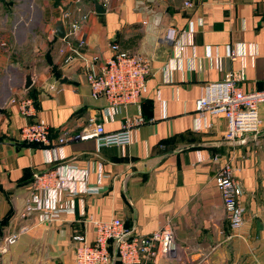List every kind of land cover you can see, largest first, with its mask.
Here are the masks:
<instances>
[{
    "label": "crops",
    "instance_id": "0c3cea01",
    "mask_svg": "<svg viewBox=\"0 0 264 264\" xmlns=\"http://www.w3.org/2000/svg\"><path fill=\"white\" fill-rule=\"evenodd\" d=\"M6 2L0 0V7ZM22 4L30 15L20 35L17 16L0 9V264H77L74 235L91 240L89 219L113 216L134 233L171 229L168 252H159L155 264H264V97L257 103L258 132L234 140L224 138L222 114L206 113L201 120L196 109L210 81L233 78L244 91L264 92V0H105L102 13L92 0ZM82 12L88 15L72 42L84 38L79 49L85 58L66 61L70 50L53 25L62 19L66 32ZM167 25L184 32L180 44L162 39ZM40 33L50 38L46 52L37 47ZM111 41L149 58L151 71L140 101L109 114L105 99L91 95L85 70L90 56L109 55ZM27 72L32 84L24 88ZM13 97L34 99L30 119L48 123L47 145L20 137L25 119ZM138 114L146 120L128 144L97 147L91 137L73 138L90 117L114 131ZM204 121L210 125L198 127ZM226 161L243 188L237 229L229 225L214 179ZM54 168L63 186L35 190V174ZM34 195L41 201L58 197L57 204L72 212L48 220L42 210L24 212ZM13 232L16 241L6 244ZM110 264L126 263L112 256Z\"/></svg>",
    "mask_w": 264,
    "mask_h": 264
},
{
    "label": "built area",
    "instance_id": "2783aa9c",
    "mask_svg": "<svg viewBox=\"0 0 264 264\" xmlns=\"http://www.w3.org/2000/svg\"><path fill=\"white\" fill-rule=\"evenodd\" d=\"M105 0H103V3ZM185 3H189L185 1ZM68 16V12L63 13ZM87 13L82 12L77 18L69 21V29L62 37L64 47L70 53L66 61L74 55L85 58L80 47L85 40L78 37L76 43L72 38L80 28L82 20L87 18ZM192 23L187 30L188 39L191 42ZM184 35L174 25H167L164 29L162 39L171 44H180L181 36ZM64 47L60 50L63 51ZM110 53L100 58L98 55L90 56V61L85 70V78L93 97H103L106 101V111L112 114L118 107H124L131 103H138L147 90V82L151 71L150 59L142 53L123 48L118 41L109 43ZM230 55L235 53L231 50ZM98 63V65L96 64ZM51 88L59 89L56 84ZM264 97V92L244 91L233 78L210 81L206 84L204 94L196 101V109L199 118L203 120L206 113L222 114L226 119V130L224 138L234 140L246 133L256 134L262 123L257 110V103ZM11 101L16 102L18 109L24 117L20 127V137L28 142L49 143L50 128L43 117L30 119L34 113V99L32 97H13ZM146 119L138 114L126 116L119 129L107 131L101 120L89 118L87 127L74 134L73 138L94 139L96 146L125 145L132 140V132ZM204 121L198 127L209 126ZM66 141L61 136L59 143ZM55 149V147H49ZM214 160L218 157L213 156ZM215 182L220 190L222 205L229 218L232 229L239 228L243 223L244 207L241 201L243 188L240 180L235 174V168L229 161L220 165L214 176ZM64 177L59 174L58 168L42 171L35 174L33 186L38 191L58 190L64 184ZM93 190V188H92ZM41 201L39 196L31 197L25 205L24 212L42 210V218L45 220L58 217L62 211L72 212V208H63L57 204L59 198L54 197ZM94 228L93 238L88 240L85 233L74 235L76 241L74 247V260L77 264H110L111 257L115 256L126 264H155V258L159 252H168V247L173 240L171 229L162 226L149 234L134 233L124 226L119 216L108 219L90 218ZM18 232H13L4 238L6 244L16 241ZM150 261L151 263H148Z\"/></svg>",
    "mask_w": 264,
    "mask_h": 264
},
{
    "label": "rangeland",
    "instance_id": "374dc122",
    "mask_svg": "<svg viewBox=\"0 0 264 264\" xmlns=\"http://www.w3.org/2000/svg\"><path fill=\"white\" fill-rule=\"evenodd\" d=\"M22 1L23 0H8V2H6V3H4L1 7H0V9H2V12L1 13H4L5 11L7 12V11H11V16L13 17V16H17V19H19V21H18V28L17 29H20L19 31H18V34L20 35V34H23V29H21V27H22V22L25 20V18H26V15L27 14H29L30 15V12H28L29 11V7L26 5V4H22V5H20L21 3H22ZM9 2H13V3H15L16 5H13V4H11V5H13V6H11V5H9ZM28 12V13H27ZM16 13V14H15ZM6 27H8V26H6ZM25 30V29H24ZM40 36L41 37H39L38 38V40H36V42H37V47H38V49L40 50V52L42 51V52H46V50L45 49H49V46H50V38H48L44 33H40ZM18 37V36H17ZM18 40V39H17ZM17 44H18V41H17ZM24 47V46H23Z\"/></svg>",
    "mask_w": 264,
    "mask_h": 264
},
{
    "label": "water",
    "instance_id": "95a60500",
    "mask_svg": "<svg viewBox=\"0 0 264 264\" xmlns=\"http://www.w3.org/2000/svg\"><path fill=\"white\" fill-rule=\"evenodd\" d=\"M94 11L97 13H102L106 11V8L104 7L103 3H101L99 0H92ZM53 28L55 30V34L59 37H63L65 35L64 25L62 19H58L54 25ZM65 80V78L63 79ZM32 84V74L31 72H27L24 75V82L23 87L28 88Z\"/></svg>",
    "mask_w": 264,
    "mask_h": 264
}]
</instances>
